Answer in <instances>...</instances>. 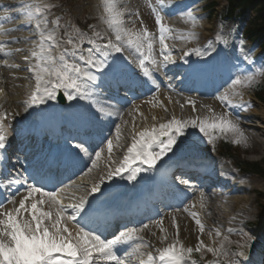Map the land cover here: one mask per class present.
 I'll return each instance as SVG.
<instances>
[{
    "label": "snow or ice",
    "instance_id": "obj_1",
    "mask_svg": "<svg viewBox=\"0 0 264 264\" xmlns=\"http://www.w3.org/2000/svg\"><path fill=\"white\" fill-rule=\"evenodd\" d=\"M173 3L174 0L148 2L159 26L157 40L147 27H136L139 13L130 12L123 0H102L99 21L104 27L93 24L87 32L70 22L62 23V17L54 11L57 8L54 0H18L16 6L4 4L0 0V35H8L10 44L16 45L12 47L9 43L0 42V54L5 57L16 55L22 61L9 64L4 59L0 60V64L25 74L23 79L26 84L23 87L26 89V98L22 101L24 111L28 112L34 106L54 101L60 93L68 101L85 102L78 109L81 130L77 137L72 138L78 142L62 155L45 161V165L48 169L59 170L88 157L92 167L84 173L87 176L98 167L102 155L104 162V169L90 179L88 185H76L73 181L72 185H54L49 190H45L46 182L51 183L53 176L32 172L25 175L27 170L8 169L6 165L0 168V174L5 175V180H0V189L15 190L7 198V205L11 207L0 203V264H128V258L137 253L140 257H146H138L139 264H197L193 253L200 255L201 264H205V253H210L215 258L206 261V264H241L239 258H247V240L243 243L234 242L228 235H224L218 244L216 239L212 240L211 245L199 239L194 248L186 247L179 239L175 215L172 221L176 225V235L171 240L168 229L164 227L163 216L139 226L121 224L110 233L108 229L111 225L97 222L99 197L94 194L103 195L102 186L116 177L137 181L141 173L156 170L157 163L164 157L168 159L163 161L161 167L167 165L168 161L182 152L185 142L193 135L190 129H198L213 149L221 135L225 139L232 138L237 144L246 141L240 124L230 119L228 112L219 116L214 114L211 119L200 116L178 119L173 115L167 122L159 123L158 126L153 124L150 128L145 126L140 131L133 126L130 132L131 144L122 160L115 158L113 153L114 139L117 141L115 147H121V126L115 127L116 134L113 138L90 134L102 130L106 121L113 116H118L127 124L116 107L123 98L122 92H131L141 83H151L159 90L160 85L156 82L154 73H162L169 64L177 61L166 42L172 38L173 29L163 22L165 17L162 15ZM125 13H130L127 21L124 19ZM185 17V22L191 23L193 29L198 26L199 20L193 11L186 10ZM14 20H19L24 25L28 30L27 35H23L24 28L4 27ZM140 23L143 24V20ZM17 32L21 35H11ZM195 37L196 33L190 32L179 38L190 40ZM216 39L228 44L226 38L217 36ZM157 43L159 58L155 47ZM239 43L243 51L245 42L240 40ZM214 51L213 42L210 41L203 48H188L179 59L187 64V57L190 55L209 57ZM244 60L254 66V61L249 56L245 55ZM133 65L134 75L129 71ZM189 71L195 73L202 69L192 68ZM258 77H264V65L254 66V70L244 75H230V87L216 98L229 107L246 110L249 105L243 100L241 89L252 87L257 83ZM168 88L171 89L172 85L169 84ZM105 91L111 94L107 99L104 98ZM4 93L5 89L0 87V95ZM190 102L195 110V102ZM7 118L8 113L0 110V160L4 158L2 153L7 146ZM152 119L155 120L156 117L153 116ZM94 141L98 151L92 148ZM186 177L185 170L172 177L169 187L174 196L182 195L183 190L179 185L192 187ZM83 178L80 177L81 181ZM73 186L84 187V194L76 195L71 191ZM21 187L24 188V194L17 201L15 196L20 194ZM204 200L205 192L201 191V208L204 207ZM183 210L187 212L189 209L185 206ZM190 215L199 226V232L204 234L205 225L198 213L192 212ZM153 228L162 233L157 240L161 245L167 242L166 246L156 247L145 238L143 234L146 231L156 236ZM227 231L231 234L241 230L230 227ZM212 235V232L208 233L210 238ZM221 236V230L215 229V237ZM234 243L235 250L231 247ZM142 248L153 249L155 254L153 251L140 253ZM121 252H124L123 256Z\"/></svg>",
    "mask_w": 264,
    "mask_h": 264
},
{
    "label": "rangeland",
    "instance_id": "obj_2",
    "mask_svg": "<svg viewBox=\"0 0 264 264\" xmlns=\"http://www.w3.org/2000/svg\"><path fill=\"white\" fill-rule=\"evenodd\" d=\"M135 5V4H134ZM210 26H212V25H210ZM209 26H206V28H208ZM2 74V71L0 70V75ZM8 79H6V78H4V77H2L1 79H0V87H3V88H5L4 87V85L6 84H8ZM17 89L18 88H16V86H10V87H7L6 88V91H7V94H8V96L10 97H13L14 95H17ZM10 97V98H11ZM10 98H7V99H5V102L6 103H4V105H6L7 107H9V108H11L12 106H13V103H12V101L11 102H9L8 100L10 99ZM17 98V96L15 97V98H12V99H16ZM1 109H3V108H1ZM246 144H247V146L244 144V147H245V149L244 150H247V152L248 153H250V151L252 150V148H251V146H250V143L249 142H245ZM254 151L256 150L255 148L253 149ZM246 157H247V155H245ZM264 185V184H263ZM263 185L262 186H259L258 188H260V189H262V190H264V187H263ZM239 197H243V196H239ZM248 197V196H247Z\"/></svg>",
    "mask_w": 264,
    "mask_h": 264
},
{
    "label": "bare ground",
    "instance_id": "obj_3",
    "mask_svg": "<svg viewBox=\"0 0 264 264\" xmlns=\"http://www.w3.org/2000/svg\"><path fill=\"white\" fill-rule=\"evenodd\" d=\"M8 101L11 102V100H8ZM2 103H3V95L0 96V105H2ZM172 105H176V103L173 102V101L170 102L167 108L169 109ZM176 106H177V105H176ZM178 109H179V108H178ZM186 111H187V113H188L189 115H191V111H189V110H186ZM255 114H256V113H255ZM59 125H60V124L57 123V126H59ZM18 137H20L21 140H23V139L25 138V137H22L21 135L17 136V138H18ZM94 142H95V141H94ZM78 185H81V184H78ZM8 207H10V206H8Z\"/></svg>",
    "mask_w": 264,
    "mask_h": 264
},
{
    "label": "trees",
    "instance_id": "obj_4",
    "mask_svg": "<svg viewBox=\"0 0 264 264\" xmlns=\"http://www.w3.org/2000/svg\"><path fill=\"white\" fill-rule=\"evenodd\" d=\"M263 9H262V12H260L259 16L264 19V0H262V6H261Z\"/></svg>",
    "mask_w": 264,
    "mask_h": 264
}]
</instances>
